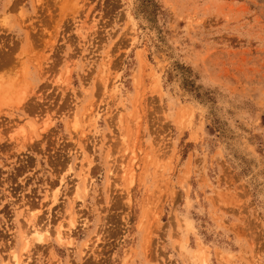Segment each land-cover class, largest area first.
Here are the masks:
<instances>
[{
    "label": "rangeland",
    "instance_id": "obj_1",
    "mask_svg": "<svg viewBox=\"0 0 264 264\" xmlns=\"http://www.w3.org/2000/svg\"><path fill=\"white\" fill-rule=\"evenodd\" d=\"M14 254L264 264V0H0Z\"/></svg>",
    "mask_w": 264,
    "mask_h": 264
},
{
    "label": "bare ground",
    "instance_id": "obj_2",
    "mask_svg": "<svg viewBox=\"0 0 264 264\" xmlns=\"http://www.w3.org/2000/svg\"><path fill=\"white\" fill-rule=\"evenodd\" d=\"M68 222H69V227L71 226V227H73L74 225H75V220H73V219H69L68 220ZM39 226V225H38ZM38 226H36L37 228L36 229H33L32 231H31V233L30 232H27L26 234H24V236H23V241L25 242V248H28L29 247V245L31 244V242H32V240L30 239V237L32 236V234H34L35 235V239L37 240V241H42L43 239H42V231L41 230H39L40 229V227H38ZM61 226V225H60ZM59 226V227H60ZM62 227V226H61ZM30 233V234H29ZM28 234L30 235V236H28ZM56 235H57V237H58V240L59 239H63L64 238V235L62 234V232H61V230H58L57 232H56ZM64 240V239H63ZM12 258H13V264H23V262L24 261H22L23 259H21L20 257H18V256H16L15 254L14 255H12ZM25 263V262H24Z\"/></svg>",
    "mask_w": 264,
    "mask_h": 264
}]
</instances>
